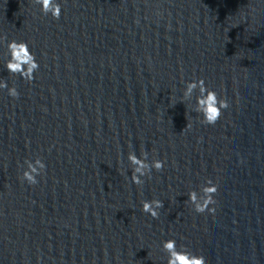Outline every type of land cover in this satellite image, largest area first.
Wrapping results in <instances>:
<instances>
[{"label":"clouds","instance_id":"clouds-1","mask_svg":"<svg viewBox=\"0 0 264 264\" xmlns=\"http://www.w3.org/2000/svg\"><path fill=\"white\" fill-rule=\"evenodd\" d=\"M33 4L40 5V11L43 15H51L53 19L58 20L61 16V5L57 0H31ZM136 23H139L137 20ZM170 27V25H169ZM0 41L7 42L8 56L6 69L10 74L19 75L25 81L31 83L34 79V73L39 70V63L35 54L29 49L28 43L24 41H7V36H0ZM0 89H7L8 95L13 99H18L20 93L15 86L8 87L5 80H0ZM198 90L199 95L195 97L196 103L193 111L201 119L199 122L203 125L214 126L223 115V110L230 107L229 101L218 95L215 90L209 89L203 78L194 79L186 83L181 102L190 101L194 92ZM189 125L187 124L186 127ZM184 131V129H183ZM127 159L131 167V181L138 187L145 183V179L152 178V171H162L165 168V161L155 159L148 162V152L141 149L138 157L134 151H129ZM26 170L18 177L21 182H27L29 186L36 185L39 181L38 176H42L46 170V164L40 157L34 161L25 160ZM219 185L208 179L205 184L200 186V194L196 190H190L187 194L188 199L185 203H190L197 214L208 212L214 215L217 204L215 196L218 194ZM142 203V212L150 215L154 220L160 217V209L164 208V201L154 198L144 200ZM162 251L167 254V264H207L206 257L202 254H195L186 249V246L177 247L175 239H168L162 242Z\"/></svg>","mask_w":264,"mask_h":264}]
</instances>
